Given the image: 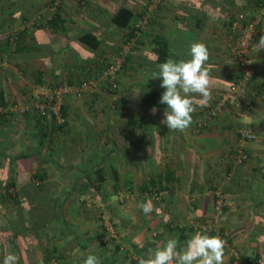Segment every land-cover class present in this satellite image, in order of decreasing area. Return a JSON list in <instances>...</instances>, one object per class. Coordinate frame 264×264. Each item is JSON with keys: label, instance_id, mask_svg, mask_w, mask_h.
<instances>
[{"label": "crops", "instance_id": "crops-1", "mask_svg": "<svg viewBox=\"0 0 264 264\" xmlns=\"http://www.w3.org/2000/svg\"><path fill=\"white\" fill-rule=\"evenodd\" d=\"M123 6L133 19L121 26L112 18ZM240 11L261 14L264 35V0H65L56 12L48 0H0V31L18 30L16 47H21L0 44V105L7 109L0 113V264L6 252L14 253L18 264L52 258L57 264H82L90 254L102 264H139L168 239L183 248L196 233L223 235L242 264H264L260 37L252 48L255 73L246 93L251 107L239 113L228 104L198 129L208 105L240 77L230 29ZM144 17L117 89L102 82L96 90L69 93L61 127L37 107L41 90L97 76L100 58L122 50ZM87 33L95 46L81 39ZM194 42L210 52L211 99L195 97L196 105L204 106L196 108L191 126L172 131L161 123L167 105H148L142 98L146 91L166 90L152 74L169 57L191 59ZM239 127L255 139L242 143ZM242 149L248 158L240 161ZM37 175H44L43 188H33ZM100 176L103 181H97ZM85 178L92 179L91 186ZM85 196L92 203L84 202ZM149 199L154 210L146 216L139 205ZM101 205L117 226L112 234L98 217ZM230 246L223 264H235Z\"/></svg>", "mask_w": 264, "mask_h": 264}, {"label": "built area", "instance_id": "built-area-1", "mask_svg": "<svg viewBox=\"0 0 264 264\" xmlns=\"http://www.w3.org/2000/svg\"><path fill=\"white\" fill-rule=\"evenodd\" d=\"M65 0H48V6L51 7L53 12H56L61 3ZM50 19V18H48ZM147 17L139 18L134 24V32L137 34L143 27ZM262 15H258L254 18H247L245 13H237L234 19L230 23V29L233 32L234 42L231 46L232 54L234 55L236 62L238 64V69L240 72V77L237 78L231 85L218 93L215 102L208 105L206 112V120L198 122V129L200 130L203 126L213 120L225 106L231 104L235 111L243 113V110H247L251 107L252 102L246 96L249 83L255 73V68L252 66V48L254 43L260 37L262 33ZM136 36V35H135ZM130 37L124 44L123 49L112 55L104 54L100 59L102 62V67L97 76L88 78L79 84H70L67 82L60 83L53 88L41 90V99L38 101L37 107H39L42 112L51 113L52 116L56 117L58 123H63L65 121L62 108L65 105V97L71 92H87L90 90L98 89L99 84L105 82L108 85V89H117L118 87V76L123 70L126 62V53L134 47L136 42V37ZM20 38L19 31L16 29H11L8 31H0V42L7 40L11 49H15ZM262 66L264 67V60L262 61ZM6 108L0 106V113L6 112ZM237 133L240 136L242 143L249 142L255 139V133L251 132L245 127L237 128ZM240 161L248 158V154L242 149L239 154ZM224 205V201L220 196V199L216 200V209L221 210ZM99 219L103 224V228L106 233H114L117 230V226L114 224L112 216L109 210L101 207L99 213ZM205 231H209V226H204ZM220 238H224L220 235ZM108 240V239H106ZM226 241V240H225ZM226 244L230 246L229 242ZM230 254L234 256L235 264H242L239 251L234 247L230 246ZM261 262L262 259H254ZM45 264H57V259L52 258Z\"/></svg>", "mask_w": 264, "mask_h": 264}, {"label": "clouds", "instance_id": "clouds-1", "mask_svg": "<svg viewBox=\"0 0 264 264\" xmlns=\"http://www.w3.org/2000/svg\"><path fill=\"white\" fill-rule=\"evenodd\" d=\"M264 49V35L258 40L257 52ZM191 59L176 60L169 57L159 64V71L154 72L151 78H162L160 87L166 89L159 103L166 104L167 110L161 123L172 131H184L193 123V113L196 108L194 98L200 97L204 102L211 99L210 73L206 67L210 52L203 42H194L190 47ZM170 109V111H169ZM156 109H153L155 114ZM139 207L147 216L154 210L149 199ZM226 241L219 236L196 233L187 240L181 248L178 240L168 239L162 247L152 251L146 259L142 258L139 264H223ZM3 264H18L14 253H5ZM82 264H102L96 255H87Z\"/></svg>", "mask_w": 264, "mask_h": 264}, {"label": "trees", "instance_id": "trees-1", "mask_svg": "<svg viewBox=\"0 0 264 264\" xmlns=\"http://www.w3.org/2000/svg\"><path fill=\"white\" fill-rule=\"evenodd\" d=\"M231 3H233L231 1ZM239 13H245L243 11H240ZM246 14V13H245ZM256 17V16H255ZM235 16H233L232 19H234ZM247 18H254V17H250L249 15H247ZM52 20V23L56 22V19H58V15H55L53 18H51ZM133 19V13L131 10L127 9L126 7H121L117 12L116 14L113 16L112 18V21L115 22L116 24L118 25H129L131 23ZM232 19L230 20V22L232 21ZM51 23V24H52ZM87 35H90V33H87V34H83L81 37V39H84V40H88L87 39ZM132 36H135V32H134V26L132 27L131 29V32H130V37ZM89 41V40H88ZM93 46L96 45V43L94 41H89ZM164 43V42H163ZM0 44H3L5 48H8V44L9 42L7 40H5L4 42H0ZM164 45V44H163ZM21 49V47H16V50H19ZM166 53H168L167 49H163L162 51L160 50V56L158 57V60L161 62L163 60H165L166 58H164V55H166ZM162 93L163 91L161 90H151V91H146L143 95V98H142V101L143 103L145 104H148V105H156V106H161V105H164V104H161L159 103L160 101V98L162 96ZM1 106V105H0ZM65 108L63 106L62 108V113H63V116L65 115ZM47 114V113H45ZM43 118H45V116L42 115ZM53 117L56 119V117L53 115ZM64 124L63 123H58V125L61 127L62 125ZM36 178H33V179H38L39 182H37V184H35V186L33 188H43L44 184L41 183V181H43L45 178H44V175H37L35 176ZM91 178H85L86 180V183L88 184V186H91V184L93 183L92 179L90 180ZM37 180V181H38ZM97 181H103V177H98L97 178ZM98 184V182H96ZM98 186V185H97ZM56 202V200H55ZM64 205V204H63ZM66 210V208H65ZM105 230V229H104Z\"/></svg>", "mask_w": 264, "mask_h": 264}, {"label": "rangeland", "instance_id": "rangeland-1", "mask_svg": "<svg viewBox=\"0 0 264 264\" xmlns=\"http://www.w3.org/2000/svg\"><path fill=\"white\" fill-rule=\"evenodd\" d=\"M74 179L75 178H72V181H74ZM67 184H68V186L70 185V184H72V182H70V180H67ZM123 192V198H126V194L124 193V191H122ZM84 199V202H91L92 203V197H89V196H85V197H83ZM101 207L102 208H104V209H106V210H109L107 207H105V206H100V208H99V210H98V217H99V213H100V209H101ZM103 225V224H102ZM106 239H108V236H106Z\"/></svg>", "mask_w": 264, "mask_h": 264}]
</instances>
